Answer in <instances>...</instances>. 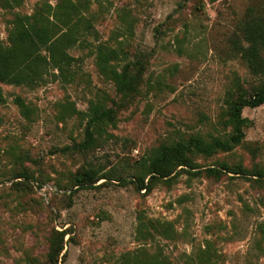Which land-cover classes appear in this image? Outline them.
<instances>
[{
  "label": "rangeland",
  "instance_id": "1",
  "mask_svg": "<svg viewBox=\"0 0 264 264\" xmlns=\"http://www.w3.org/2000/svg\"><path fill=\"white\" fill-rule=\"evenodd\" d=\"M46 2L54 4L0 0L1 42L16 15H31ZM82 2L93 30L85 37L90 46L68 50L79 59L74 79L32 88L0 84V264H48L55 240L63 248L57 264H133L136 257L264 264V105L242 110L245 137L231 151L195 155V168H179L149 192L129 182L148 179L142 159L161 145L231 133L230 104L264 85V74H255L235 46L250 9L264 18V0ZM96 43L117 50L118 67L130 64L134 93L120 96L99 72ZM16 97L33 110L29 118ZM91 103L111 108L114 119L90 150H73L86 119L67 104L85 112ZM223 164L246 174L206 175ZM87 168L108 179L89 189L74 186Z\"/></svg>",
  "mask_w": 264,
  "mask_h": 264
},
{
  "label": "trees",
  "instance_id": "2",
  "mask_svg": "<svg viewBox=\"0 0 264 264\" xmlns=\"http://www.w3.org/2000/svg\"><path fill=\"white\" fill-rule=\"evenodd\" d=\"M86 9L82 0H54L53 5L41 3L31 15H16L8 32L7 43L3 44L0 40V84L32 88L48 79L63 83L72 81L78 70L79 59L70 55L68 50L74 47L87 48L91 45L85 38L90 36L93 30L91 21L85 16ZM240 40L242 44H235L237 52L251 63L255 74H264V60L260 59V54L264 51V18L261 15H253L251 9L240 25ZM91 52L97 69L114 83L120 96L126 97L134 93L137 76L130 72L129 63L118 67L122 58L119 59L116 49L96 43L92 45ZM133 65L140 66V63ZM3 101L4 96L0 89V102ZM14 102L25 118L33 114V110L20 97H16ZM261 105H264V85L254 89L248 97H240L230 104L227 124L231 127V133L228 136L212 137L206 142L196 135L184 141L161 145L142 159L146 165L148 179L132 177L129 182L137 190L149 192L156 181L171 178L179 168H195L193 156H212L217 152L231 151L245 137L248 120L242 117V110ZM67 109L86 119L84 139L81 143L73 145V150L81 152L90 150L96 141L95 134L100 132L104 124L114 119V111L100 103H91L85 112L78 111L69 104ZM67 150L70 149H61L62 152ZM223 172L246 174L240 166L228 167L225 164L221 165L220 169L208 168L205 171L209 177H218ZM257 175L262 177L260 172H257ZM16 178L26 179L28 176L19 173ZM107 179L105 174L87 168L75 175L74 186L89 189L95 187L98 181ZM118 181L121 184L128 182L121 178H118ZM62 249L58 240L51 241L48 264H57ZM133 264L167 263L154 258L139 261L136 257ZM183 264L194 262L187 260ZM195 264L209 263L200 261Z\"/></svg>",
  "mask_w": 264,
  "mask_h": 264
}]
</instances>
